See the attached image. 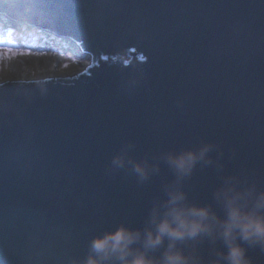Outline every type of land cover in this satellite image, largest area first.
Returning a JSON list of instances; mask_svg holds the SVG:
<instances>
[{
	"label": "water",
	"instance_id": "water-1",
	"mask_svg": "<svg viewBox=\"0 0 264 264\" xmlns=\"http://www.w3.org/2000/svg\"><path fill=\"white\" fill-rule=\"evenodd\" d=\"M0 14L91 59L0 82V264H83L170 187L209 202L218 162L264 184V0H0ZM207 143L212 161L186 177L164 162ZM142 159L159 164L146 179ZM247 247L264 264V245Z\"/></svg>",
	"mask_w": 264,
	"mask_h": 264
},
{
	"label": "clouds",
	"instance_id": "clouds-1",
	"mask_svg": "<svg viewBox=\"0 0 264 264\" xmlns=\"http://www.w3.org/2000/svg\"><path fill=\"white\" fill-rule=\"evenodd\" d=\"M213 145L169 151L164 162L178 178L191 174L201 161H212ZM123 157L114 163L123 164ZM156 161L137 160L136 173L146 179L158 170ZM219 183L206 203L187 202L179 186L157 201L143 227L121 223L93 238L83 264H253L248 244L264 245V184L245 172H227L218 162ZM221 241L222 248L206 256L201 241Z\"/></svg>",
	"mask_w": 264,
	"mask_h": 264
},
{
	"label": "bare ground",
	"instance_id": "bare-ground-1",
	"mask_svg": "<svg viewBox=\"0 0 264 264\" xmlns=\"http://www.w3.org/2000/svg\"><path fill=\"white\" fill-rule=\"evenodd\" d=\"M24 33H26L25 37H28L29 40L34 37L33 35L37 34L33 31H26ZM40 38H44V36ZM55 40L61 43V39L56 38ZM23 41L27 43L28 40L25 38ZM52 42L53 41H49L39 45L31 40L29 42L32 44L31 47L37 50L31 55L4 62L0 68V82L12 79L28 80L72 75L91 63V59L86 55L80 56L72 51L60 53L53 50L51 48ZM62 43H64L63 40ZM68 59H70L71 62L67 67H63L62 64Z\"/></svg>",
	"mask_w": 264,
	"mask_h": 264
},
{
	"label": "rangeland",
	"instance_id": "rangeland-1",
	"mask_svg": "<svg viewBox=\"0 0 264 264\" xmlns=\"http://www.w3.org/2000/svg\"><path fill=\"white\" fill-rule=\"evenodd\" d=\"M7 27H9L7 28L9 32L8 35L9 34L10 35L9 36L7 35L8 37L5 39H0V68L2 67V64L4 62H9L18 57L31 55L32 53H34V51L37 50V49L34 50V48H32L30 45H25L26 43H24V41L18 38L17 36L20 33L25 36L26 33L24 32L29 31V30L23 29V32H20L18 31L17 28H14V27L11 28L10 26H7ZM26 39L28 41H31L28 38ZM32 39H33L32 42L41 43V44L45 43L43 38H40L37 35H35ZM52 45L53 47H55V45H57V42H52ZM8 49L12 50L11 53L8 52ZM58 52L62 53V51H58ZM70 62L71 60L68 59L66 62H64V64H62L63 67H67Z\"/></svg>",
	"mask_w": 264,
	"mask_h": 264
},
{
	"label": "snow or ice",
	"instance_id": "snow-or-ice-1",
	"mask_svg": "<svg viewBox=\"0 0 264 264\" xmlns=\"http://www.w3.org/2000/svg\"><path fill=\"white\" fill-rule=\"evenodd\" d=\"M44 0H35L36 6H41L43 4ZM11 49H8V52L11 53Z\"/></svg>",
	"mask_w": 264,
	"mask_h": 264
},
{
	"label": "trees",
	"instance_id": "trees-1",
	"mask_svg": "<svg viewBox=\"0 0 264 264\" xmlns=\"http://www.w3.org/2000/svg\"><path fill=\"white\" fill-rule=\"evenodd\" d=\"M8 36L5 34V35H0V39H5L7 38ZM9 39V38H8Z\"/></svg>",
	"mask_w": 264,
	"mask_h": 264
}]
</instances>
